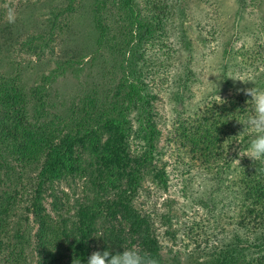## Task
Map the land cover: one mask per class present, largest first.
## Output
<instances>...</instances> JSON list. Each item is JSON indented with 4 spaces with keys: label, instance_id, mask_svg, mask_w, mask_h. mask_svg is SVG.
<instances>
[{
    "label": "trees",
    "instance_id": "obj_1",
    "mask_svg": "<svg viewBox=\"0 0 264 264\" xmlns=\"http://www.w3.org/2000/svg\"><path fill=\"white\" fill-rule=\"evenodd\" d=\"M59 4L45 14L47 24L51 25L46 30L38 27L33 33L23 35L12 23L11 27L0 29L4 47L8 43L13 48L18 46L20 52L37 60L49 55V62L54 65L47 74L42 72L32 87L26 86L24 92L19 88L24 76L20 63L5 56L9 63L0 64V142L13 137L20 144L17 146L20 155L24 156L25 147L29 146L40 160L30 203L24 208L27 222L24 232L29 245H23L24 237L18 232L8 244L0 239V258L6 252L4 264H74V261L88 264L96 250L114 247L109 236L125 237L123 230L127 227L129 245L140 239L138 253L150 255L158 264H166L167 259L160 256L162 248L150 218L141 214L135 205L136 198L144 193L141 183L132 190L116 194L125 179L136 177L143 181L144 172H148L150 166L158 168V157L163 156L158 151V146L164 144L158 125L162 96L153 81L145 78L154 65V61L147 58L145 44L150 43L152 33L159 27H153L149 17L142 18L136 0H60ZM73 23L86 29L83 35L80 27H73ZM83 36L84 46L70 56L76 60L57 57L59 41L65 37L66 42L77 43ZM84 60L102 61L104 72L97 83L89 84L79 93L82 96L77 102L78 108L70 114L71 117L80 110L79 120L74 121L77 131L64 132L61 124L55 122L58 117L51 118L53 112L49 109L54 104V84L66 71L63 68L80 66ZM58 96L67 101L68 95L58 93ZM210 113L202 112L194 119L191 117L194 122H183L178 126V134H172L166 143L173 147L176 162L181 159L190 172L195 166L193 162L205 161L208 167L221 163L223 146L234 140L224 143L231 135L235 137L241 132L238 129L242 124L237 120L243 123V115L240 118L239 114L246 112L229 102L216 105ZM179 117L184 116L178 115L175 120ZM241 141L243 149L247 143ZM1 148L0 158L5 159L3 152H9ZM3 165L0 163V167ZM79 169L84 179L81 193L71 205L59 204L53 184ZM263 190L264 187L257 184L246 192H237L234 215L222 230L227 234L224 235L225 248L213 251L204 241V255L195 258L194 264H261L246 247L239 246L244 240L238 231L247 230L254 235L253 248L264 246V220L258 217L257 208L262 202ZM45 193L53 198L50 210L41 202ZM111 194L112 199H108ZM3 200L6 203L0 207V233L5 232L3 215L9 207V200ZM112 204L111 212L109 205ZM261 206L263 208V202ZM54 211L66 212L67 216L52 218L50 213ZM71 212L76 213L70 215ZM103 212L109 219L97 220L103 218ZM214 224L211 230L219 227L217 222ZM258 241L260 243L256 244ZM116 242L121 244L119 240ZM12 248L19 250L10 254Z\"/></svg>",
    "mask_w": 264,
    "mask_h": 264
},
{
    "label": "rangeland",
    "instance_id": "obj_2",
    "mask_svg": "<svg viewBox=\"0 0 264 264\" xmlns=\"http://www.w3.org/2000/svg\"><path fill=\"white\" fill-rule=\"evenodd\" d=\"M59 3L60 0H0V29L12 23L16 31L23 35L33 33L38 27L46 30L51 25L47 24L45 14ZM136 4L142 18L149 17L153 27H159L152 33L150 43L145 44L147 58L154 61L153 70H149L145 78L149 82L153 81L162 96V106L158 108V125L164 144L158 146V151L163 156H157L158 168L150 166L149 171L144 172L146 175L143 181H138L136 177L125 179L116 194L132 190L138 182L141 183L144 193L140 194L141 198H136L135 205L141 214L150 218L158 234L157 240L162 248L160 256L166 258L168 264H194L195 258L204 255V241L213 251L225 248L224 235L227 234L222 233V230H225L234 215L237 192H246L257 184L264 187V171H261L264 169V161L254 163L246 156L239 157L238 152L244 145L241 140H246L243 149H247L253 138L245 134L238 139L239 144L234 140L223 146V160L220 164L216 162L208 167L205 161L191 162L195 166L190 172L181 159L176 162L173 147L166 143L171 140L172 134H178L183 122H194L191 117L194 119L202 112L210 115L213 107L221 103L217 99L218 95L225 101L223 104L232 102L241 112L248 107L246 113L239 114L240 118L243 115V122L251 114V106L246 103L251 98L241 90L255 86L264 89V0H136ZM9 10L13 16L12 22L8 17ZM73 27L80 26L73 23ZM85 30L80 27V34L83 35ZM84 43V36L77 43L66 42L64 37L56 46L57 57L63 60L75 59L70 56L75 55ZM18 49V46H9V43L4 47L0 39V64L6 66L9 63L5 56L20 63L19 68L24 76L19 88L26 92L27 87H32L38 81L42 72L47 74L54 65L49 62V55L37 60ZM85 61L80 66L63 68L66 71L54 84V104L49 109L53 112L51 118L55 115L58 117L55 122L61 124L64 132L77 131L74 121L79 120L80 110L71 117L70 114L78 108L77 102L82 96L79 93L87 89L89 84L97 83V78L104 72L102 61ZM230 78L252 83L245 84ZM56 91L60 95H68L67 101L60 99ZM178 115L184 117L175 120ZM238 130L242 131L243 125ZM17 146L20 144L13 137H8L4 143L0 142V148L9 152H3L5 159L0 158V163H4L0 167V207L6 203L3 199L9 200L8 211L3 215L5 232L0 233V239L8 244L18 232L23 235V245L27 247L29 241L24 232L27 223L24 220V208L30 203L40 160L31 153L29 146L25 147L24 156L20 155ZM236 159L240 160V165L233 162ZM79 171L53 184V191L59 196V204L71 205L81 193L84 179ZM262 193L263 208L262 202L257 208L260 211L258 217L264 220V190ZM112 196L108 199H112ZM41 202L45 209L50 210L53 198L45 193ZM109 206L112 212L114 205ZM73 213L76 212L69 214ZM66 214L57 211L50 213L52 218ZM105 217L109 219V215L104 213L103 218L98 217L97 220L102 221ZM215 222L219 227L211 230ZM123 231L125 237L109 236L113 248L96 251L110 249L115 254L123 251V248L134 247L138 252L141 248L140 239L129 245L127 227ZM238 235L243 236L244 240L239 246L246 247L255 260L264 264V246L261 249L253 248L254 235L247 230L238 231ZM116 240L121 244L118 245ZM17 250L10 249V254ZM5 254L1 255L0 264H4ZM30 255L28 251V257Z\"/></svg>",
    "mask_w": 264,
    "mask_h": 264
},
{
    "label": "clouds",
    "instance_id": "obj_3",
    "mask_svg": "<svg viewBox=\"0 0 264 264\" xmlns=\"http://www.w3.org/2000/svg\"><path fill=\"white\" fill-rule=\"evenodd\" d=\"M8 17L10 22H12L13 16L10 10ZM230 79L245 84L251 82L238 78ZM241 91L245 96L251 98L246 101L247 106H251V114L246 116L243 123L237 120L238 123L243 125V130L237 136L226 140L224 144H227L229 140H236V143L239 144L238 139L248 134L253 138L250 139L247 149L240 148L238 152L239 157L243 158L246 156L254 163L264 161V89L255 86L242 89ZM217 99L221 101L220 104L225 103L219 95ZM247 109L245 111H247ZM233 162L240 165L239 159L233 160ZM261 171H264V169H261ZM74 264H78V261H74ZM88 264H158V262L148 254L141 255L133 247L124 248L122 253L117 252L115 254H113L110 249L103 252L96 251L89 257Z\"/></svg>",
    "mask_w": 264,
    "mask_h": 264
}]
</instances>
